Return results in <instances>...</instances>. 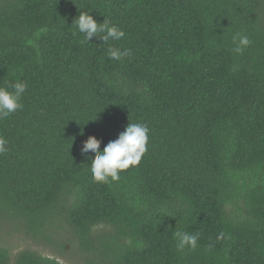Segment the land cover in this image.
<instances>
[{"label":"trees","instance_id":"obj_1","mask_svg":"<svg viewBox=\"0 0 264 264\" xmlns=\"http://www.w3.org/2000/svg\"><path fill=\"white\" fill-rule=\"evenodd\" d=\"M82 10L125 37L82 44ZM17 80L0 226L59 252L65 228L81 264H264V0H0V87ZM128 123L149 129L140 163L93 182L82 142L102 150ZM0 264L63 263L0 247Z\"/></svg>","mask_w":264,"mask_h":264},{"label":"clouds","instance_id":"obj_2","mask_svg":"<svg viewBox=\"0 0 264 264\" xmlns=\"http://www.w3.org/2000/svg\"><path fill=\"white\" fill-rule=\"evenodd\" d=\"M74 24L76 30L83 35L82 44L90 43L93 38H98L103 43L108 44L109 41H119L125 37V32L120 27L106 19L98 23L88 11H80L74 20ZM232 43L234 46L231 51L235 54H241L251 41L246 35L236 33L232 37ZM107 54L110 59L117 61L130 55L127 49L121 51L111 45ZM27 88L28 84L21 80H17L9 86L0 87V120L8 118L23 107L21 100ZM148 133L149 129L145 124L128 123L125 129L118 134V137L109 141L102 150L100 148L101 141L95 136H88L82 142L80 153L91 160L89 171L93 182L109 184L119 180L120 173L129 169L130 166H137L147 151ZM7 144L8 141L0 136V154L8 151ZM89 153L94 154V158L88 156ZM173 239L176 241L178 251H183L186 248L195 250L199 234L177 230L173 233Z\"/></svg>","mask_w":264,"mask_h":264},{"label":"rangeland","instance_id":"obj_3","mask_svg":"<svg viewBox=\"0 0 264 264\" xmlns=\"http://www.w3.org/2000/svg\"><path fill=\"white\" fill-rule=\"evenodd\" d=\"M62 234L65 245L64 250L59 252L48 244L34 241L21 232L13 231V225L6 221L0 226V247L8 249L13 255L23 250H32L43 256L55 257L63 264H81L83 251L65 228Z\"/></svg>","mask_w":264,"mask_h":264}]
</instances>
